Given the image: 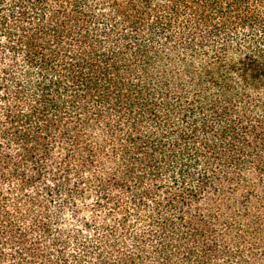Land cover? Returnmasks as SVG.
<instances>
[{"label": "trees", "instance_id": "1", "mask_svg": "<svg viewBox=\"0 0 264 264\" xmlns=\"http://www.w3.org/2000/svg\"><path fill=\"white\" fill-rule=\"evenodd\" d=\"M0 264H264V0H0Z\"/></svg>", "mask_w": 264, "mask_h": 264}]
</instances>
